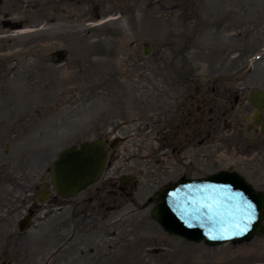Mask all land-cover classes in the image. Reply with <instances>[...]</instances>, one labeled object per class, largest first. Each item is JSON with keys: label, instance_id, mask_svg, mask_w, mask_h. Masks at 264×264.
<instances>
[{"label": "rangeland", "instance_id": "obj_1", "mask_svg": "<svg viewBox=\"0 0 264 264\" xmlns=\"http://www.w3.org/2000/svg\"><path fill=\"white\" fill-rule=\"evenodd\" d=\"M179 66L192 67V85L205 84L193 101L194 129L204 127L201 112L218 119L230 107L224 98L239 99L227 124L243 119L248 92L264 90V0H0V264L224 263L232 244H191L149 217L151 196L182 176V161H190L186 177L231 169L264 192V142L247 152L246 138L222 124H209L208 137L195 134L178 160L169 152L159 160L154 122L133 132L123 159L139 166L118 210L103 212L98 203L78 213L79 197L51 200L42 222L24 233L5 214L16 199L18 217L23 193L46 184L59 151L131 118L125 97L114 94L120 82L154 83L155 92L128 102L142 107L145 98L153 107L152 96L170 92L176 74L162 71ZM241 245L244 252L264 247V236Z\"/></svg>", "mask_w": 264, "mask_h": 264}, {"label": "water", "instance_id": "obj_2", "mask_svg": "<svg viewBox=\"0 0 264 264\" xmlns=\"http://www.w3.org/2000/svg\"><path fill=\"white\" fill-rule=\"evenodd\" d=\"M249 100L255 114L257 110L264 113V92H250ZM261 129L264 134V125ZM105 158L101 141L61 152L50 169L54 191L64 198L76 195L97 180ZM155 199L159 205L151 216L168 233L190 241L213 245L262 234L264 196L254 193L237 174L218 173L193 184L179 181L162 188Z\"/></svg>", "mask_w": 264, "mask_h": 264}, {"label": "flooded vegetation", "instance_id": "obj_3", "mask_svg": "<svg viewBox=\"0 0 264 264\" xmlns=\"http://www.w3.org/2000/svg\"><path fill=\"white\" fill-rule=\"evenodd\" d=\"M188 79H191V76H187ZM161 86L169 84L167 82H160L158 83ZM172 84V91L170 92H164L161 94V97L158 99L159 104H157L156 111H155V117H156V124L158 128V132L162 136H178L180 137V140L182 141L183 137L184 139H187L192 135V93L191 88H187V81L183 82L180 81L179 83L173 82ZM163 96V97H162ZM165 96H169L172 98L174 105L172 107L165 106L164 100ZM235 102L237 100L235 99ZM231 111H233V106L226 110L223 117H225L226 114H229ZM125 128L124 126H120L115 129V134L117 135V132ZM235 128H241L235 126ZM246 131H247V127ZM114 131V129H113ZM254 133H257L258 131L254 128L251 130ZM173 150L172 152H174ZM114 150L110 151L109 155L110 158L113 156ZM109 165V163H108ZM105 185H111L114 187V191L118 190L115 181H104L103 187ZM98 191V190H96ZM90 199V197H89ZM35 204L34 206L29 205L27 209V215H30L33 217L35 212L38 210ZM26 213L24 215H26ZM15 213L14 212H8V217H13ZM13 229V228H11Z\"/></svg>", "mask_w": 264, "mask_h": 264}, {"label": "snow or ice", "instance_id": "obj_4", "mask_svg": "<svg viewBox=\"0 0 264 264\" xmlns=\"http://www.w3.org/2000/svg\"><path fill=\"white\" fill-rule=\"evenodd\" d=\"M207 206V205H206ZM212 209L210 208V211H211Z\"/></svg>", "mask_w": 264, "mask_h": 264}]
</instances>
